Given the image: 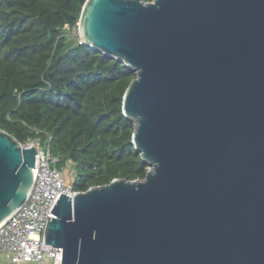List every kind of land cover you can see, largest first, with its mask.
<instances>
[{
    "label": "water",
    "instance_id": "95a60500",
    "mask_svg": "<svg viewBox=\"0 0 264 264\" xmlns=\"http://www.w3.org/2000/svg\"><path fill=\"white\" fill-rule=\"evenodd\" d=\"M78 27L136 72L123 114L150 167L60 196L61 264H264V0H87ZM37 154L0 129V226Z\"/></svg>",
    "mask_w": 264,
    "mask_h": 264
},
{
    "label": "trees",
    "instance_id": "16d2710c",
    "mask_svg": "<svg viewBox=\"0 0 264 264\" xmlns=\"http://www.w3.org/2000/svg\"><path fill=\"white\" fill-rule=\"evenodd\" d=\"M86 1L0 0V129L23 145L51 136L54 167H74L75 192L143 180L150 167L123 114L136 72L72 39Z\"/></svg>",
    "mask_w": 264,
    "mask_h": 264
},
{
    "label": "built area",
    "instance_id": "2783aa9c",
    "mask_svg": "<svg viewBox=\"0 0 264 264\" xmlns=\"http://www.w3.org/2000/svg\"><path fill=\"white\" fill-rule=\"evenodd\" d=\"M51 140L48 136L46 148L39 138L24 145L38 151L35 185L27 202L0 226V255L12 263L46 264L49 259L48 264H61L63 260V250L44 241L47 217H56L52 210L62 194L73 199L76 192L64 181L62 171L53 166L58 159L51 153Z\"/></svg>",
    "mask_w": 264,
    "mask_h": 264
},
{
    "label": "rangeland",
    "instance_id": "374dc122",
    "mask_svg": "<svg viewBox=\"0 0 264 264\" xmlns=\"http://www.w3.org/2000/svg\"><path fill=\"white\" fill-rule=\"evenodd\" d=\"M71 36H72V39H74V40L80 39V37H79V27L78 28H74L72 30ZM39 139L41 140L43 146L46 148V146H47L46 139H44L42 137H40ZM53 166H54V164H53ZM61 176L64 179V181H66L67 184L72 185L74 180H75V177H76V172L74 170V167L71 164L67 165L62 170ZM45 262H46V264H48V263L51 262V260L46 259ZM0 264H13V263L10 262L9 260H7L6 255H0ZM14 264H36V263H14Z\"/></svg>",
    "mask_w": 264,
    "mask_h": 264
},
{
    "label": "crops",
    "instance_id": "0c3cea01",
    "mask_svg": "<svg viewBox=\"0 0 264 264\" xmlns=\"http://www.w3.org/2000/svg\"><path fill=\"white\" fill-rule=\"evenodd\" d=\"M6 258H7V260H9L7 256H6ZM13 264H14V263H13Z\"/></svg>",
    "mask_w": 264,
    "mask_h": 264
}]
</instances>
